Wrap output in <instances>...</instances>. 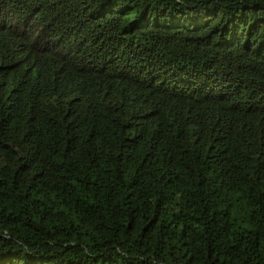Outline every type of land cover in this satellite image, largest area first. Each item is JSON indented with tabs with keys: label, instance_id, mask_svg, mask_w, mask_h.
<instances>
[{
	"label": "trees",
	"instance_id": "1",
	"mask_svg": "<svg viewBox=\"0 0 264 264\" xmlns=\"http://www.w3.org/2000/svg\"><path fill=\"white\" fill-rule=\"evenodd\" d=\"M0 264H264V0H0Z\"/></svg>",
	"mask_w": 264,
	"mask_h": 264
}]
</instances>
